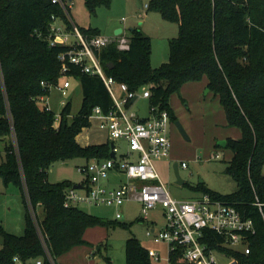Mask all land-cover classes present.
Returning <instances> with one entry per match:
<instances>
[{"label": "trees", "instance_id": "16d2710c", "mask_svg": "<svg viewBox=\"0 0 264 264\" xmlns=\"http://www.w3.org/2000/svg\"><path fill=\"white\" fill-rule=\"evenodd\" d=\"M109 3L85 0L92 13ZM148 9L179 24V34L170 40L168 61L154 67L152 37L133 27L127 34L128 49H120L116 42L103 49L104 68L130 90L148 86L150 105L168 109L171 120L177 117L170 95L180 93L188 82L207 77L206 87L220 98L228 126L242 130L240 138L228 137L226 146L233 155L225 171L233 176L237 189L225 194L204 181L196 189L235 204L257 227L250 237L249 254L222 245L221 234L212 232L207 240L241 264H264V0H150ZM53 15L62 16L71 26L62 5L53 0H0V140L7 154L0 175L7 185L20 189L26 220L23 235L3 231L0 264H16L18 259L23 264L38 259L52 264L51 258L60 264L58 256L86 242L88 227L112 222L79 206L67 207V189L75 184L48 178V169L59 160L111 156L109 139L82 145L78 136L92 126L95 107L105 113L113 107L105 82L78 65H70L67 75L83 86L79 112L72 114V102L67 101L58 119L46 103L47 83H57L62 76L58 55L64 48L50 46L36 31L46 34ZM125 251V264H153L150 250L136 235L126 240ZM173 259L180 256L175 253Z\"/></svg>", "mask_w": 264, "mask_h": 264}, {"label": "rangeland", "instance_id": "374dc122", "mask_svg": "<svg viewBox=\"0 0 264 264\" xmlns=\"http://www.w3.org/2000/svg\"><path fill=\"white\" fill-rule=\"evenodd\" d=\"M150 0H110L109 4L100 5L92 13L85 5V0H73L71 9L72 19L85 28H93L102 35L116 36L115 31L123 28L128 34L130 28L140 27L143 32L152 37V64L154 67L167 62L170 56V40L179 34L177 21L168 20L159 11L148 9L145 5ZM123 18L126 21H123ZM70 80L72 86L68 94L64 95L58 86L63 87L64 82ZM207 77L200 81L186 83L180 93H173L169 97L176 120H171L170 156L155 162L156 169L171 194L176 198L192 199L199 197L204 191L196 186L204 181L206 186L222 193H232L237 189V183L232 175L225 171L228 160L233 152L229 147H220L218 142L228 137L240 138L242 130L236 126H228L225 109L212 91L206 92ZM148 87V86H147ZM146 87L141 89V93ZM120 92L119 86L116 87ZM52 110L59 114L63 109V100L72 102V114H77L83 101V86L76 77L62 75L57 83L50 88L47 97ZM149 98L141 97L133 110L140 116L150 114ZM180 121L188 138L181 133L176 121ZM109 138L108 131L101 126V119L92 117V126L85 128L78 136L82 145L98 144ZM120 153L127 151V143L117 140ZM7 158L4 145L0 149V162ZM186 161L188 167L181 166ZM86 159L77 157L70 160H59L48 169V178L51 182L69 180L74 184L84 181L85 175L78 166L84 164ZM180 163V174L185 183H177L174 163ZM264 172V168H263ZM125 181V175L120 174ZM187 182V184H186ZM119 183H110L118 185ZM80 208L94 213L110 224H97L90 226L84 232L85 243L74 246L69 251L58 256L61 264H125V242L136 235L152 255L159 253L158 258L152 256L153 264H170L169 245L167 242H155L147 236L149 222L155 220V228H161L165 223L164 207L159 205L149 212V219H144L141 212V203L133 200L123 205L124 218H116L117 207L110 205L82 204ZM41 218L44 211L38 209ZM122 222V223H121ZM25 207L20 189L14 185H7L0 175V247L4 243L3 231L17 235L25 233ZM233 251H242L243 246H226ZM94 255H93V254ZM215 255L218 264H241L226 250L216 249ZM16 264H23L17 260Z\"/></svg>", "mask_w": 264, "mask_h": 264}, {"label": "built area", "instance_id": "2783aa9c", "mask_svg": "<svg viewBox=\"0 0 264 264\" xmlns=\"http://www.w3.org/2000/svg\"><path fill=\"white\" fill-rule=\"evenodd\" d=\"M53 2L62 5L71 26L62 16L53 15L48 32L45 34L38 30L36 34L46 38L50 46L64 48L58 55L62 75H67L70 65H78L83 72L99 76L113 98V107L109 112L105 113L97 106L92 117L101 119V126L109 133V141L115 143L113 151L116 157L92 158L79 165V171L86 177L79 183L80 186L73 185L67 189L65 205L114 206L117 207V219L124 218L121 207L127 201L141 202L144 219H149L151 209L163 206L164 225L158 229L149 225L147 236L156 242L168 243L170 264H218L215 255L218 248L211 247L207 240L212 232L224 236L221 244L225 247L242 245V252L249 254L252 249L250 237L257 232L252 217L246 216L235 204L216 199L207 192L192 199L176 198L162 181L155 162L170 156L169 110L151 105L149 116L141 117L133 110V105L141 97L150 98V89L147 87L142 93L141 90H130L127 83H119L108 75L102 62V51L111 43L116 42L120 49L130 47V39L125 31L114 37L85 31L71 17L73 0ZM123 21L126 19L123 18ZM47 85L50 91L53 84ZM70 86L71 81L66 80L63 87L58 88L66 95ZM117 86L120 88L119 93ZM47 97L45 100L48 104ZM62 102L66 104L65 100ZM117 140L127 143L126 152L120 153ZM181 166L186 168L188 163L182 161ZM120 174L125 175V181L120 178ZM116 182L119 184L110 185ZM256 203L262 206L261 202ZM175 253L180 256L179 260L173 259ZM153 256L158 258L159 253L155 252ZM51 260L52 264H56L52 258ZM28 264H43V260L38 259Z\"/></svg>", "mask_w": 264, "mask_h": 264}, {"label": "water", "instance_id": "95a60500", "mask_svg": "<svg viewBox=\"0 0 264 264\" xmlns=\"http://www.w3.org/2000/svg\"><path fill=\"white\" fill-rule=\"evenodd\" d=\"M122 31H123V28H118L115 31V34L116 35H119L120 33H122ZM208 91H209V88L206 89V92H208ZM124 94L125 93H123V95ZM176 124L179 127L181 133L185 136V138H188L187 132L185 131V129H184L183 125L180 123V121L177 120L176 121ZM218 145H220L222 147H226L227 146V139L220 140L218 142ZM114 146H115V143L114 142H111V148H112V150H111L110 155L112 157H116V153H115V151H113ZM174 170H175L176 178H177L176 182L177 183H180V184L185 183V180L181 177V174H180V163L179 162H175L174 163ZM75 186L78 187V186H80V184H75Z\"/></svg>", "mask_w": 264, "mask_h": 264}, {"label": "crops", "instance_id": "0c3cea01", "mask_svg": "<svg viewBox=\"0 0 264 264\" xmlns=\"http://www.w3.org/2000/svg\"><path fill=\"white\" fill-rule=\"evenodd\" d=\"M146 6V5H145ZM148 8V7H147ZM79 25V24H78ZM81 26V25H80ZM82 27V26H81ZM133 28V27H132ZM131 29V28H130ZM117 30V29H116ZM123 31H124V29H123ZM71 86H72V84H71ZM70 86V87H71ZM209 92V91H208ZM149 116V115H148ZM141 117H147V116H141ZM107 141V140H106ZM3 145H4V143L0 140V149H2V147H3ZM3 160H5V159H3ZM3 160L1 161V162H3ZM0 162V163H1ZM21 197H22V195H21ZM133 201V200H132ZM136 201H138V200H136ZM127 202H129V201H127ZM138 202H140V201H138ZM126 203V202H125ZM124 203V204H125ZM141 203V202H140ZM122 208H123V206L121 207V210H122ZM125 217V216H124ZM154 224H155V220H151L150 222H149V225H152L154 228H155V226H154ZM148 225V226H149ZM157 229V228H156ZM156 242V241H155ZM93 254V253H92ZM94 255V254H93ZM153 256V255H152ZM61 264V263H60Z\"/></svg>", "mask_w": 264, "mask_h": 264}]
</instances>
